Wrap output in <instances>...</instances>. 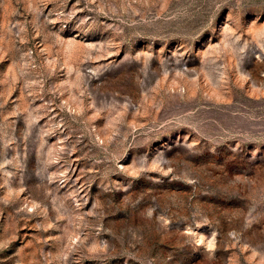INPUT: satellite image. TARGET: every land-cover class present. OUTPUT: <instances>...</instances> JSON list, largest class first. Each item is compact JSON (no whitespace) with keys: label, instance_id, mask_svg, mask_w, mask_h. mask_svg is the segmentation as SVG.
Returning <instances> with one entry per match:
<instances>
[{"label":"rangeland","instance_id":"obj_1","mask_svg":"<svg viewBox=\"0 0 264 264\" xmlns=\"http://www.w3.org/2000/svg\"><path fill=\"white\" fill-rule=\"evenodd\" d=\"M0 264H264V0H0Z\"/></svg>","mask_w":264,"mask_h":264}]
</instances>
